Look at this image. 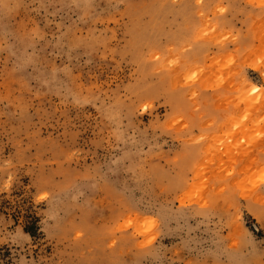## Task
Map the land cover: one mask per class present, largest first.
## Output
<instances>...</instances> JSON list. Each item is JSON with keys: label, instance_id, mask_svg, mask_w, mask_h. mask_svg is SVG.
I'll list each match as a JSON object with an SVG mask.
<instances>
[{"label": "rangeland", "instance_id": "rangeland-1", "mask_svg": "<svg viewBox=\"0 0 264 264\" xmlns=\"http://www.w3.org/2000/svg\"><path fill=\"white\" fill-rule=\"evenodd\" d=\"M264 0H0V264H264Z\"/></svg>", "mask_w": 264, "mask_h": 264}, {"label": "bare ground", "instance_id": "bare-ground-1", "mask_svg": "<svg viewBox=\"0 0 264 264\" xmlns=\"http://www.w3.org/2000/svg\"><path fill=\"white\" fill-rule=\"evenodd\" d=\"M263 178H264V176H263Z\"/></svg>", "mask_w": 264, "mask_h": 264}]
</instances>
